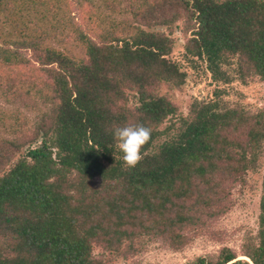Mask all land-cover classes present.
I'll list each match as a JSON object with an SVG mask.
<instances>
[{
    "label": "trees",
    "instance_id": "obj_1",
    "mask_svg": "<svg viewBox=\"0 0 264 264\" xmlns=\"http://www.w3.org/2000/svg\"><path fill=\"white\" fill-rule=\"evenodd\" d=\"M176 32L213 87L186 112ZM259 82L264 0H0V264L224 244L218 221L260 174L256 233L184 264H264V107L242 90ZM128 124L151 129L135 167L111 133Z\"/></svg>",
    "mask_w": 264,
    "mask_h": 264
},
{
    "label": "rangeland",
    "instance_id": "obj_2",
    "mask_svg": "<svg viewBox=\"0 0 264 264\" xmlns=\"http://www.w3.org/2000/svg\"><path fill=\"white\" fill-rule=\"evenodd\" d=\"M174 37L177 40V46L171 54V59L179 63L181 69L187 73L188 79L181 90L171 94L181 110L186 112L192 97H204L211 93L213 87L209 84V79L204 80L183 62V49L180 46L183 43L182 36L176 32ZM67 47L69 48L70 44H67ZM242 90L244 104L254 109L264 107V83H252ZM250 181L252 188L242 193L236 192L234 194L236 206L218 221L217 229L228 233L227 242L219 244L199 238L181 251H172L159 243H152L141 256L135 259L136 264H184L197 256L215 254L224 245L239 251L243 233L248 231L254 235L258 227L261 174L252 175Z\"/></svg>",
    "mask_w": 264,
    "mask_h": 264
},
{
    "label": "clouds",
    "instance_id": "obj_3",
    "mask_svg": "<svg viewBox=\"0 0 264 264\" xmlns=\"http://www.w3.org/2000/svg\"><path fill=\"white\" fill-rule=\"evenodd\" d=\"M115 147L122 153L121 160L127 167H135L142 159L141 148L151 138V129L143 124L113 126Z\"/></svg>",
    "mask_w": 264,
    "mask_h": 264
}]
</instances>
